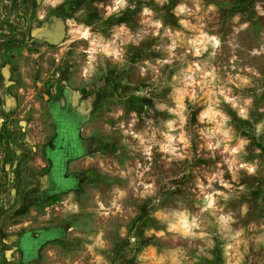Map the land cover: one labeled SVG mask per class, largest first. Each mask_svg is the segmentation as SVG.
I'll use <instances>...</instances> for the list:
<instances>
[{
	"label": "rangeland",
	"instance_id": "obj_1",
	"mask_svg": "<svg viewBox=\"0 0 264 264\" xmlns=\"http://www.w3.org/2000/svg\"><path fill=\"white\" fill-rule=\"evenodd\" d=\"M63 95L88 151L42 204ZM0 264H264V0H0Z\"/></svg>",
	"mask_w": 264,
	"mask_h": 264
},
{
	"label": "flooded vegetation",
	"instance_id": "obj_2",
	"mask_svg": "<svg viewBox=\"0 0 264 264\" xmlns=\"http://www.w3.org/2000/svg\"><path fill=\"white\" fill-rule=\"evenodd\" d=\"M63 97V104L55 100L48 108L52 127L44 147L48 167L43 177L46 182L39 193L42 204L50 198L75 189L81 175L69 173V165L88 151V143L81 134L84 113L74 108L68 97ZM57 233L56 229H45L35 234L23 235L19 249L24 261L35 259L41 246L57 237Z\"/></svg>",
	"mask_w": 264,
	"mask_h": 264
},
{
	"label": "clouds",
	"instance_id": "obj_3",
	"mask_svg": "<svg viewBox=\"0 0 264 264\" xmlns=\"http://www.w3.org/2000/svg\"><path fill=\"white\" fill-rule=\"evenodd\" d=\"M180 10H183V6H181V9ZM157 27H159V23H157V25H156ZM143 71V70H142ZM163 105H160V108L161 109H163ZM169 111H172L171 109H169ZM242 118H247L246 116H244V117H242ZM183 121L181 120V123H182ZM171 125L169 124V127H170ZM260 128H261V126L260 125H257V128H256V131H257V133H259L260 132ZM171 141L169 140V143H170ZM243 143H246V141H241V144H243ZM209 147H211V145H209ZM162 150H164V151H168L169 149H168V147L167 146H165V147H163L162 148ZM172 151H175V149H172ZM232 151L233 152H235L236 151V149H232ZM241 167H247V171L249 172V173H252L253 171H254V169L252 168V167H249V166H247V165H241Z\"/></svg>",
	"mask_w": 264,
	"mask_h": 264
}]
</instances>
